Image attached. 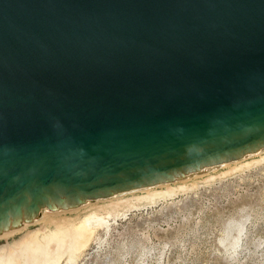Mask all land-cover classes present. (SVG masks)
I'll use <instances>...</instances> for the list:
<instances>
[{
  "label": "water",
  "instance_id": "obj_1",
  "mask_svg": "<svg viewBox=\"0 0 264 264\" xmlns=\"http://www.w3.org/2000/svg\"><path fill=\"white\" fill-rule=\"evenodd\" d=\"M264 142V0H0V225Z\"/></svg>",
  "mask_w": 264,
  "mask_h": 264
},
{
  "label": "rangeland",
  "instance_id": "obj_2",
  "mask_svg": "<svg viewBox=\"0 0 264 264\" xmlns=\"http://www.w3.org/2000/svg\"><path fill=\"white\" fill-rule=\"evenodd\" d=\"M242 161L233 171L235 165H225L158 188L155 195L176 193L153 205L136 202L135 197L150 193L130 192L111 205L98 202L76 213L58 214L44 224L32 221L23 232L36 229L43 244L51 236L53 241L70 237L73 226L92 232L84 251L61 255L59 264H264V151ZM126 203L135 208L122 209ZM112 208L117 210L113 213ZM18 235L0 238V245ZM34 261L52 264L45 253Z\"/></svg>",
  "mask_w": 264,
  "mask_h": 264
},
{
  "label": "bare ground",
  "instance_id": "obj_3",
  "mask_svg": "<svg viewBox=\"0 0 264 264\" xmlns=\"http://www.w3.org/2000/svg\"><path fill=\"white\" fill-rule=\"evenodd\" d=\"M262 151H264V142L258 145L249 146L244 150H239L232 155H225L219 160H212L208 163L203 162L199 165H196L195 167H184L180 171H171L168 176H161L156 178L154 181H146L139 185L134 184L128 188L122 187L106 190L104 192L99 191L97 193L91 194L90 196L81 197L78 202L75 203H69V198H64L63 201L49 200V202L39 205L38 213L35 215L33 214L29 216L24 213L16 217L12 215L7 223L0 225V238L11 237L16 233H19V235L17 238H14L12 242L7 241L5 244L0 245V264H23L24 258L28 259V264H36L34 260H38L42 253H45L50 258H52V264H59L61 261V255H63L62 258H66L68 256V252L71 256L80 254V252L84 251V248L89 245L91 239L93 238L92 232L85 231L84 227L74 229L73 226L71 232L68 231L71 235L70 237L53 241L51 236L48 240V243L43 244L40 242V236H35L37 231L36 229L28 230L25 233L23 232L28 224L32 221L37 223L42 222L44 224V222L47 220L49 221V219L55 220L54 217L58 214L64 215L65 212L76 213L81 208L93 207L98 202L103 203L106 201L109 205H111L112 201L117 199L120 200L121 196L124 194L127 195L128 193L135 191H139L141 194L150 193L149 196L144 198L135 197L136 202H142L145 200L152 202L153 205L157 199L163 197L165 199V197L173 196L176 193L175 190V192H170V194L166 191L157 193V195H155L153 192H155L158 188L171 187L173 184L172 182H175L176 180L179 183H183L190 177L196 178V176H202V174L207 175L210 171H214V169H218L221 166H230L232 164L235 165L239 162L242 163V160H246L251 155H260ZM242 164L238 166L235 165V167H232L230 171L240 167ZM122 206V209H131V206L135 208L133 203H126ZM116 210L117 208L113 209L112 212L114 213ZM65 218L68 220L72 217ZM60 219L63 218H58L56 221L59 222L61 221ZM75 223H77V221H75ZM62 243V247L59 248L60 244ZM55 258H57V260H55Z\"/></svg>",
  "mask_w": 264,
  "mask_h": 264
}]
</instances>
